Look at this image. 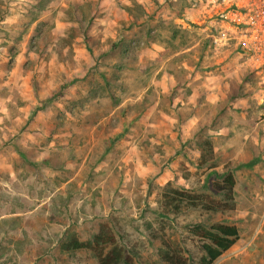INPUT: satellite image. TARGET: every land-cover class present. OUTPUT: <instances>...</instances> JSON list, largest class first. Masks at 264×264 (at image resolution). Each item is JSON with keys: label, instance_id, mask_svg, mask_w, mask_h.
<instances>
[{"label": "rangeland", "instance_id": "rangeland-1", "mask_svg": "<svg viewBox=\"0 0 264 264\" xmlns=\"http://www.w3.org/2000/svg\"><path fill=\"white\" fill-rule=\"evenodd\" d=\"M179 1L180 7H186L196 0ZM95 2L88 5L77 0H0V37L5 38L0 41V161L4 152L10 156L12 147L22 146L20 133L27 131L23 136L30 155L35 157L47 149L54 167L46 172L43 165L27 160L25 165L31 168H24L19 178L9 181L17 183V192L27 193L31 186L30 194L35 196L30 202L36 205L31 212L0 221V264H99L91 250L68 254L61 250V244L71 234L92 240L105 222L112 224L119 244L134 256V264H165L160 257L164 241L180 248L186 256L197 258L199 248L190 239L188 223L210 226L215 222L238 226L240 237L213 264H264V157L236 173L237 206L225 214L199 208L175 218L162 217L153 211L144 213L138 202V210L130 209L128 202L121 211L100 210L97 202L101 198L118 205V194H124L120 190L122 175L116 172L108 177L102 173L103 179L108 177L102 182L93 173V161L96 155L109 150L104 135L111 134L121 117L131 112L132 101L113 113L115 107L126 97L139 96L148 82L142 72V51L157 40H169L171 51L184 49L203 34L196 29L178 28L172 19L164 21L163 15L157 13L160 0H117L107 11L102 10L106 2ZM211 32L190 53L195 58L208 56L213 62L211 67H216L221 50L215 48ZM173 37L175 45L169 39ZM20 52L34 55L21 70L30 73L35 103L25 98L29 86L16 87V80L21 79L22 83L23 78L12 75L17 64L12 57ZM226 58L225 73L231 89L248 90L264 112L259 99V74L243 64L245 60L236 52ZM18 115L24 118L21 123H17ZM30 119L35 125L28 123ZM28 126L32 129L27 130ZM92 148V162L81 166ZM10 177L0 173V215L15 206L21 212L28 207L23 200L19 205L3 190H9L5 182ZM72 177L70 188L74 191L69 192V197L49 199L48 195L55 193L61 182ZM101 182L105 185L95 188ZM213 183L198 182L192 190L212 194ZM85 184L88 186L83 190ZM12 189L16 191L14 186ZM82 195L87 201H82ZM92 198L95 204L90 203Z\"/></svg>", "mask_w": 264, "mask_h": 264}, {"label": "crops", "instance_id": "crops-1", "mask_svg": "<svg viewBox=\"0 0 264 264\" xmlns=\"http://www.w3.org/2000/svg\"><path fill=\"white\" fill-rule=\"evenodd\" d=\"M77 1L88 5L96 4L95 0ZM103 1L106 4H103L102 10L107 11L114 7L111 5L117 0ZM160 1L157 13L163 15L164 21L172 19L176 27L200 30L203 36L196 43L191 42L190 47L180 50L171 51L168 47L169 40H157L151 41V47L148 45L146 50L142 51V72L148 82L139 96L126 97L115 107L113 113L132 101L131 112L121 117V123L115 126L111 134L104 135L103 140L109 142V150L96 155V160L93 161V173L100 176V179L104 178V175L101 177L102 173L108 174V177L116 172L122 175L120 190L124 194H118V205H110L101 198L97 202L100 210L106 211L109 208L111 211H121L126 208L127 202L130 209L138 210V202L142 204L144 213L153 211L160 215L159 194L168 183L192 190L198 182L200 185H206L230 172L235 174L238 182L237 172L241 173L242 168L250 167L258 158L264 157V112L259 110L256 98L248 93V90L239 89L235 92L231 89L226 74L228 64L225 63L230 52L220 51V57L215 60L216 67H211L213 62L208 56L200 55L195 58L190 53L205 35L209 36L212 24L206 9L209 0L191 1L186 7H180L179 0ZM169 39L173 41L175 37ZM4 40L5 38L0 37V41ZM173 44H177V41H173ZM185 53L189 54L186 56ZM31 57H34L31 52H20L13 56L17 64L12 70V75L23 78L22 83L21 79L16 80V87L20 88L22 84L29 86L25 98L30 103H35L30 91V73L25 74L21 70L24 62ZM1 73L2 69L0 75ZM28 106L31 109V104ZM16 119L17 123L24 121L21 115ZM28 123L35 125L36 122L30 119ZM26 128L32 129L31 126ZM26 133L27 131L20 133L22 146L12 147L10 156L4 152L0 161V173L12 177L5 182L9 190H3L15 201L18 200L19 205L23 200L28 207L24 212H21L18 206L8 212H1L0 221L10 220L12 218L8 217H18L34 210L36 204L30 202L33 199L31 196H35L30 194L31 186L29 191L24 193L17 192L16 182L11 181L9 184L10 180L15 181L25 172L24 168H31L25 165V161L43 165L42 169L46 172L54 170L49 150L37 152L35 157L30 155L23 136ZM99 138L101 139V136ZM206 140L211 141L213 145L214 161L202 163V155L205 153L203 142ZM93 150L92 148L83 157L81 166H89V161L92 162L94 157ZM196 176L199 177L197 182ZM108 177L102 182L107 181ZM71 181L73 177L61 182L55 190L56 195L51 193L48 195L49 199L68 196L69 192L72 194L74 188H70ZM102 182L95 188L105 185ZM86 185L83 190L87 189ZM12 186L16 191L10 190ZM59 191L63 192L58 193ZM86 197L82 195L80 198L87 201ZM101 201L104 204H101ZM90 203L95 204V198H92Z\"/></svg>", "mask_w": 264, "mask_h": 264}, {"label": "trees", "instance_id": "trees-1", "mask_svg": "<svg viewBox=\"0 0 264 264\" xmlns=\"http://www.w3.org/2000/svg\"><path fill=\"white\" fill-rule=\"evenodd\" d=\"M205 153L202 163L214 161V149L211 141L203 142ZM237 179L230 172L216 180L212 185V194L196 192L168 183L159 194L160 215L177 217L191 209H202L208 213H228L234 211ZM6 220L5 222H7ZM92 240H82L75 234L67 236L61 250L68 254L91 250L98 257L99 264H134V256L119 244V238L109 222L102 223ZM187 231L191 241L196 243L200 254L197 258L186 256L184 252L169 241H164L160 257L165 264H213L224 252L239 239V227L225 222H215L210 226L202 223H188Z\"/></svg>", "mask_w": 264, "mask_h": 264}, {"label": "built area", "instance_id": "built-area-1", "mask_svg": "<svg viewBox=\"0 0 264 264\" xmlns=\"http://www.w3.org/2000/svg\"><path fill=\"white\" fill-rule=\"evenodd\" d=\"M206 9L215 48L236 52L259 74L264 105V0H209Z\"/></svg>", "mask_w": 264, "mask_h": 264}]
</instances>
